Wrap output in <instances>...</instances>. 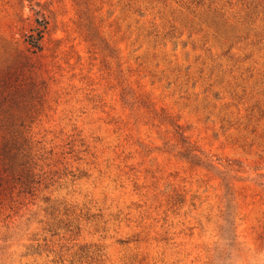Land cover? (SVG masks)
Listing matches in <instances>:
<instances>
[{"label": "rangeland", "instance_id": "1", "mask_svg": "<svg viewBox=\"0 0 264 264\" xmlns=\"http://www.w3.org/2000/svg\"><path fill=\"white\" fill-rule=\"evenodd\" d=\"M0 264H264V0H0Z\"/></svg>", "mask_w": 264, "mask_h": 264}, {"label": "trees", "instance_id": "2", "mask_svg": "<svg viewBox=\"0 0 264 264\" xmlns=\"http://www.w3.org/2000/svg\"><path fill=\"white\" fill-rule=\"evenodd\" d=\"M28 37H32V41L30 43L32 44L33 47H36L37 49L41 48V40L43 38V30L40 29L37 32L30 34ZM224 231L226 232L228 239H234L232 222L228 223V225L226 226Z\"/></svg>", "mask_w": 264, "mask_h": 264}]
</instances>
